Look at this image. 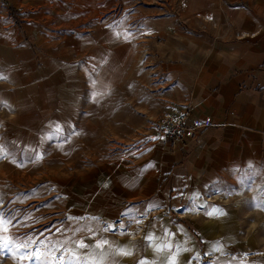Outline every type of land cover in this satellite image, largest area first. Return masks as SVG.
I'll use <instances>...</instances> for the list:
<instances>
[{"label":"crops","instance_id":"1","mask_svg":"<svg viewBox=\"0 0 264 264\" xmlns=\"http://www.w3.org/2000/svg\"><path fill=\"white\" fill-rule=\"evenodd\" d=\"M174 2L173 14L161 6L138 4L132 20L142 23L138 36L150 45L143 49L142 87L155 102L152 118L155 121L166 109L185 111L188 134L179 140L154 142L148 154L136 160L141 162L138 168L125 173L122 182L111 178L112 183L85 192L87 198L96 193L92 198L97 201L88 206L87 214L105 220L121 217L113 202L120 190L128 199H138L132 214L143 219L142 238L154 262L168 254L181 255L184 243L192 239L181 221H170L164 212L168 196L182 201L176 208L179 213L210 216L206 224L212 230H229L226 208L203 199L221 193L220 184L242 182L264 170V0ZM4 13L0 20V153L8 141L18 149L36 150L39 158L40 150L69 136L80 120L88 126L83 89L99 59L85 61L84 52L68 57L85 50L83 45L71 44L69 52L65 49L68 58L62 77L55 63H47V71L41 72V53L34 38L27 40L28 33L18 28L7 10ZM103 68L97 70L95 84H90L91 103H102L125 73L112 66L104 79ZM132 183L141 184L138 195L127 193L135 190L129 186ZM165 184L173 191L164 192ZM191 225L196 226L195 220ZM220 237L212 238L215 246L222 245ZM105 240L102 248L96 247L95 262H109L112 253L125 254L118 250L115 234Z\"/></svg>","mask_w":264,"mask_h":264},{"label":"rangeland","instance_id":"2","mask_svg":"<svg viewBox=\"0 0 264 264\" xmlns=\"http://www.w3.org/2000/svg\"><path fill=\"white\" fill-rule=\"evenodd\" d=\"M138 4L161 6L172 14L175 9L174 0H0V20L7 10L18 28L28 33L27 40L34 38L41 72L47 71V63H55L61 75L66 59L83 52L85 61L99 59L83 89L92 124L85 126L80 120L69 136L40 150L39 158L36 150L5 142L0 153V264H264V170L242 182L220 184L221 193L203 199L226 208L229 230H212L206 224L210 216L179 213L176 208L182 201L168 196L164 212L170 221H181L192 239L184 243L181 255L168 254L160 262L147 254L143 219L132 214L137 198L128 199L120 190L113 199L121 213L117 221L87 214L88 206L97 203L92 198L96 193L85 197L87 189L97 190L112 183L111 178L122 182L156 142L149 137L155 102L142 87L143 49L150 45L138 36L142 23L132 20ZM71 44L85 50L67 57ZM101 66L104 79L112 66L125 73L103 102L95 104L90 84H95ZM129 186L135 190L128 194H139L141 184ZM171 187L165 184L162 189L172 192ZM212 233L215 240L225 237L219 238L222 245L215 246L214 237L202 238ZM114 234L118 250L125 254L112 253L109 262H95L97 248Z\"/></svg>","mask_w":264,"mask_h":264},{"label":"built area","instance_id":"3","mask_svg":"<svg viewBox=\"0 0 264 264\" xmlns=\"http://www.w3.org/2000/svg\"><path fill=\"white\" fill-rule=\"evenodd\" d=\"M185 117L186 113L182 110H163L151 124L150 139L154 141L179 140L187 135L189 130L185 131Z\"/></svg>","mask_w":264,"mask_h":264}]
</instances>
